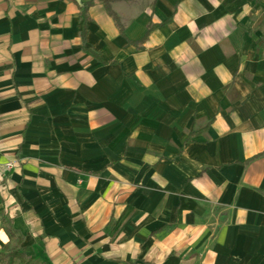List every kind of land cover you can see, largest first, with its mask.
Instances as JSON below:
<instances>
[{
  "label": "crops",
  "instance_id": "crops-1",
  "mask_svg": "<svg viewBox=\"0 0 264 264\" xmlns=\"http://www.w3.org/2000/svg\"><path fill=\"white\" fill-rule=\"evenodd\" d=\"M12 251L264 264V0H0Z\"/></svg>",
  "mask_w": 264,
  "mask_h": 264
},
{
  "label": "trees",
  "instance_id": "trees-1",
  "mask_svg": "<svg viewBox=\"0 0 264 264\" xmlns=\"http://www.w3.org/2000/svg\"><path fill=\"white\" fill-rule=\"evenodd\" d=\"M89 4H83L81 5L82 6V14L84 15L86 10H87V7H88ZM108 9V8H107ZM110 12V11H109ZM111 15L114 17V19L116 20V17L111 13ZM9 236H11V233H10V230H7ZM21 255L17 252V251H12L10 252L7 256H6V259H7V264H13V261L15 258H19V264H28V261H26L25 259H22L20 257Z\"/></svg>",
  "mask_w": 264,
  "mask_h": 264
},
{
  "label": "built area",
  "instance_id": "built-area-1",
  "mask_svg": "<svg viewBox=\"0 0 264 264\" xmlns=\"http://www.w3.org/2000/svg\"><path fill=\"white\" fill-rule=\"evenodd\" d=\"M11 168V164L5 165V169L9 170Z\"/></svg>",
  "mask_w": 264,
  "mask_h": 264
},
{
  "label": "water",
  "instance_id": "water-1",
  "mask_svg": "<svg viewBox=\"0 0 264 264\" xmlns=\"http://www.w3.org/2000/svg\"><path fill=\"white\" fill-rule=\"evenodd\" d=\"M77 2L79 1V0H76Z\"/></svg>",
  "mask_w": 264,
  "mask_h": 264
}]
</instances>
